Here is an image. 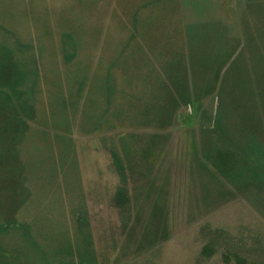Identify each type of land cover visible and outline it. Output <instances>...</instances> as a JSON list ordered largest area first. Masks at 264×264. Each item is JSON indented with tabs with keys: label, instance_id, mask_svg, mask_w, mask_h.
I'll return each mask as SVG.
<instances>
[{
	"label": "rangeland",
	"instance_id": "1",
	"mask_svg": "<svg viewBox=\"0 0 264 264\" xmlns=\"http://www.w3.org/2000/svg\"><path fill=\"white\" fill-rule=\"evenodd\" d=\"M208 21L250 74L264 149V0H0V50L25 72L18 88L34 81L14 218L37 244L21 228L0 232L2 262L264 264V184L232 185L203 158L226 146L213 120L228 65L205 95L191 29ZM244 100L223 96L226 136L240 144ZM2 182L0 221L15 205Z\"/></svg>",
	"mask_w": 264,
	"mask_h": 264
},
{
	"label": "trees",
	"instance_id": "2",
	"mask_svg": "<svg viewBox=\"0 0 264 264\" xmlns=\"http://www.w3.org/2000/svg\"><path fill=\"white\" fill-rule=\"evenodd\" d=\"M191 29L197 41V60L204 65V72L209 73H206L204 76L206 80L202 82L205 95L212 93L222 69L228 65L224 75H222L225 82L222 83L221 91L218 93V104L213 120V128L225 137L226 146L223 149L213 147L209 151H204L203 158L219 176L232 185H240L246 188L261 186L260 184H264V149L255 134L257 130L256 117L250 103V97L253 95L249 84L250 74L243 69L241 70L239 64L233 59L232 48L228 47L231 39L226 38L224 29L220 25L214 21L196 22L191 26ZM261 32L264 33V29L260 30L259 35ZM255 55L258 69L257 78L262 84L259 94L264 99L263 46ZM10 56L11 51L9 49L0 50V178L3 179L2 187L10 191L15 200V205L13 212L0 221V232L14 227L21 228L30 244L37 246L28 228L14 218V212L25 202L28 193L24 185L17 147L28 128L27 121L34 118V105L31 101L34 81L31 82L28 91L18 88V84H24L25 72L17 67L11 71L9 67L12 62ZM234 95L249 99L234 103V107L237 108L242 119L239 122V128L244 134L242 144L239 143L240 138L238 139L232 134L227 137L225 132L227 131V124L229 125L227 119L230 112H228L227 104L223 101V96L232 97ZM206 167L209 170L208 164ZM119 168L122 169V166L119 165ZM124 190L125 187L116 190L114 194L116 204L124 203L127 200ZM202 252L209 253L208 247L204 246ZM87 256L82 257L80 261L88 260L89 264H95L91 260L93 257L90 259ZM3 257V248L0 245V264H5L1 260ZM45 262L51 264L48 260ZM59 264H71V262L69 259H64Z\"/></svg>",
	"mask_w": 264,
	"mask_h": 264
}]
</instances>
